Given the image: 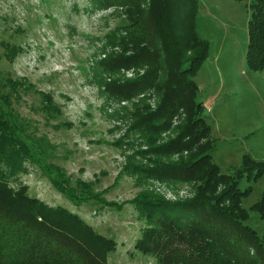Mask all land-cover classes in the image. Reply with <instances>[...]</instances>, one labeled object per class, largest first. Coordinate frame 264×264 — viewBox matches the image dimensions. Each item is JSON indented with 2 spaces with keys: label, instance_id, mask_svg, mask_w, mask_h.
Returning a JSON list of instances; mask_svg holds the SVG:
<instances>
[{
  "label": "trees",
  "instance_id": "16d2710c",
  "mask_svg": "<svg viewBox=\"0 0 264 264\" xmlns=\"http://www.w3.org/2000/svg\"><path fill=\"white\" fill-rule=\"evenodd\" d=\"M93 4L121 8L124 22L100 39L105 56L95 59L91 82L101 87L108 101L131 100L151 90L158 97L155 108L146 97L133 110L125 106L113 113L120 118L125 111L121 118L130 121L117 144L134 136L130 145L139 139V146H147L137 150L146 163L131 160L127 171L141 180L189 183L195 191L192 198L177 201L145 191L127 203L146 223L135 251L159 264H264V235L246 223L250 212L264 217V193L246 209L243 199L253 188H240L243 179L264 175V161L245 154L231 174L223 173L213 158L216 139L198 98L196 77L211 50V42L198 30L200 0H93ZM250 8L246 61L251 70L264 71V0L252 1ZM4 46L11 62L23 51L21 46ZM122 69H135L136 76H115ZM140 70L144 72L139 74ZM26 81L8 79L14 92ZM37 93L49 116L55 117L60 107L54 97ZM2 98L10 103L8 97ZM182 112L186 116L174 128L176 134L164 139ZM42 152L20 118L0 106V264H108L116 240L96 231L78 213L31 196L21 177L36 163L72 201L96 199L117 210L123 205L107 201L89 183L72 186L64 169L44 161Z\"/></svg>",
  "mask_w": 264,
  "mask_h": 264
},
{
  "label": "rangeland",
  "instance_id": "374dc122",
  "mask_svg": "<svg viewBox=\"0 0 264 264\" xmlns=\"http://www.w3.org/2000/svg\"><path fill=\"white\" fill-rule=\"evenodd\" d=\"M252 1L200 0L198 30L211 42V50L196 77L201 90L198 98L216 139L213 158L225 174L239 167L245 154L264 161V71L251 70L246 61ZM120 12L115 6L95 7L93 0H0V106L20 118L42 149L41 158L61 166L72 186L78 181L89 183L94 192L124 208L103 207L96 199L72 201L36 163L21 177L31 196L78 213L96 231L115 239L117 249L109 254L108 264L158 263L135 251L146 223L137 219V210L127 203L145 191L172 201L190 199L195 191L189 183L141 180L127 171L131 160L146 163L137 150L147 146H139V139L130 145L134 136L117 144L130 121L121 118L125 111L120 112L121 119L113 113L125 106L133 110L146 97L155 108L158 97L151 90L124 105V100L108 101L101 87L91 82L95 59L103 56L100 39L124 22ZM4 44L21 46L23 51L11 62ZM115 76L126 79L136 74L128 76L122 69ZM9 78L27 81L14 92ZM37 92L54 97L60 107L55 117L49 116ZM185 116L182 112L174 118L164 139L176 134L174 128ZM250 186L252 193L242 203L246 209L264 193V175L240 183L242 190ZM246 223L264 235L260 213L250 212Z\"/></svg>",
  "mask_w": 264,
  "mask_h": 264
},
{
  "label": "built area",
  "instance_id": "2783aa9c",
  "mask_svg": "<svg viewBox=\"0 0 264 264\" xmlns=\"http://www.w3.org/2000/svg\"><path fill=\"white\" fill-rule=\"evenodd\" d=\"M103 56H105V54H103ZM123 70H126L128 76H133L134 73L136 74L135 69H123ZM138 97L139 98L146 97V94L143 93V94L139 95ZM123 103H124V105H128L130 103V101L129 100H127V101L124 100ZM149 264H158V263L156 261L152 260Z\"/></svg>",
  "mask_w": 264,
  "mask_h": 264
},
{
  "label": "crops",
  "instance_id": "0c3cea01",
  "mask_svg": "<svg viewBox=\"0 0 264 264\" xmlns=\"http://www.w3.org/2000/svg\"><path fill=\"white\" fill-rule=\"evenodd\" d=\"M148 258V257H147Z\"/></svg>",
  "mask_w": 264,
  "mask_h": 264
}]
</instances>
